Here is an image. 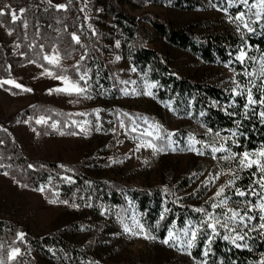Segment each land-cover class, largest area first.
<instances>
[{"label": "trees", "instance_id": "obj_1", "mask_svg": "<svg viewBox=\"0 0 264 264\" xmlns=\"http://www.w3.org/2000/svg\"><path fill=\"white\" fill-rule=\"evenodd\" d=\"M123 1L108 0V11L116 29L112 37L123 42L128 60L145 81L153 84V96L160 104L171 105L177 115L197 118L210 131L196 134L189 128H181L170 134L162 129L153 137L154 141L167 149L170 139L178 145L186 137L192 138L228 173L221 186L228 185L229 181L233 183L225 187L221 197L213 199L218 190L207 194L205 182L187 190L191 184L187 177L174 186L149 188L125 185L110 177L95 178L78 164L29 158L21 144L2 126L0 172L12 174L23 184L43 189L61 201L80 205L88 202L99 210L107 206L126 221L136 217L147 235L158 240H164L171 229L179 234L191 227L196 232L191 254L204 264H264V235L252 225L256 213L242 207L259 204L264 209V172L257 164L251 167L240 164L244 153L264 148V116L261 115L264 103H260L264 100V6L254 10L252 30L245 31L243 38L217 31L198 32L191 25L176 27L153 13L144 16V21L166 42L188 49L206 62L226 63L239 85L235 93L231 87L181 75L173 68L169 56L145 43V28L136 16L126 11ZM156 1L201 5L195 0ZM69 3L73 16L64 20L62 11L53 6H35L32 0H0V10L4 13L0 21L15 36L14 44H8L0 36V77L14 74L18 65L28 61L46 64L45 53L56 44L65 59L73 58V64L63 67L61 72L89 85L94 93L101 87L114 97L120 96L119 86L101 55L97 34L84 19L89 3L85 0H69ZM14 7L24 8L15 20L11 17ZM55 29L60 31L59 36L53 34ZM68 30L77 35L78 42ZM239 46L244 49L242 60L236 56ZM249 93L255 103H249ZM45 111L62 125L69 117L61 110L52 112L51 107ZM132 116L140 124L161 129L158 119L149 114ZM214 148L221 150L213 152ZM237 190L245 195H238ZM221 200L227 204H220ZM214 203L219 206L213 208ZM232 212L238 213L234 219H230ZM209 223L216 225L215 231L208 227ZM13 249L19 250L15 258L10 255ZM32 250L62 264L95 261L88 245L78 247L62 232L35 235L26 225L0 219V264H37Z\"/></svg>", "mask_w": 264, "mask_h": 264}, {"label": "rangeland", "instance_id": "obj_2", "mask_svg": "<svg viewBox=\"0 0 264 264\" xmlns=\"http://www.w3.org/2000/svg\"><path fill=\"white\" fill-rule=\"evenodd\" d=\"M85 1L89 8L84 11V19L97 34L101 55L119 86L120 96L114 97L101 87L94 93L89 85L61 72L63 67L73 64V58L65 59L55 44L44 58L58 56L57 63H50L48 59H45L46 64L28 61L18 65L14 74L0 77V126L8 129L10 137L21 144L29 158L78 164L95 178L110 177L125 185L149 188L174 186L187 177L191 179L187 190H192L219 175L218 179L208 183L207 194L218 190L228 173L196 141L186 137L174 145L170 139L167 149L154 141L162 129L170 134L181 128H189L196 134H208L210 131L197 118L177 115L171 105H162L154 98L153 84L136 72L124 53L123 42L112 37L116 29L108 11V0ZM195 1L201 5L192 7L156 0H124L122 5L145 28V43L169 56L173 68L181 75L231 87L236 93L239 85L234 71L226 63L206 62L188 49L166 42L144 21V16L153 13L173 22L176 27L191 25L198 32L217 31L243 38L244 32L252 28L253 12L259 7L260 0H247V4L243 0H222L220 3L217 0ZM32 4L53 6L62 11L64 20L73 16L69 0H32ZM23 9L12 8L11 17L15 12L18 19ZM241 14L243 20L237 19ZM23 29L26 31V23ZM54 32V35H60L59 30ZM70 34L72 38L75 35ZM0 36L8 44H14L15 36L1 21ZM242 53L244 57V49L239 46L236 56L240 59ZM64 78L83 88L84 92L68 94L56 91L70 87ZM3 81H15L22 87L3 84ZM50 107L52 112L61 110L68 113L65 125L49 117L45 110ZM143 113L157 118L161 129L133 119L132 114ZM262 151L264 148L248 153L249 160L264 164V157L259 156ZM52 200L56 202L50 203ZM242 207L256 213L252 225L264 235L262 206L243 204ZM0 219L26 225L35 235L62 232L74 245H88L95 261L77 264H204L192 256L191 247H188L189 242L193 243L191 234L194 230L191 227L179 234L173 229L169 231L178 237V240H170L173 246L162 243L163 240L146 239L144 227L143 234L133 236L124 232V227L132 228L136 222L142 225L136 217L126 221L107 206L99 210L88 202L80 205L52 198L6 172H0ZM165 239H169V233ZM31 255L37 264H62L44 258L35 250Z\"/></svg>", "mask_w": 264, "mask_h": 264}, {"label": "snow or ice", "instance_id": "obj_3", "mask_svg": "<svg viewBox=\"0 0 264 264\" xmlns=\"http://www.w3.org/2000/svg\"><path fill=\"white\" fill-rule=\"evenodd\" d=\"M243 3L247 4V0H243ZM260 5L264 6V0H260ZM253 7H255V5H253ZM3 14H4L3 12H0V15H3ZM259 15L260 14L257 13V17L258 18H259ZM12 19L13 20L16 19L15 12L12 13ZM237 19L243 20V14H241L239 17H237ZM244 26L246 28H248L247 23H245ZM248 30L251 31L252 29L248 28ZM73 39L77 40V42H78V37H76L75 35L73 36ZM45 59H48L50 63H57L59 57L58 56L57 57H45ZM240 59L241 60L243 59V53L241 54ZM83 78L84 77H81V79H83ZM64 79H65L66 83L70 84V87H66V88H62V89H56V91H63V92H67L68 94H72L73 92L76 93V94H80V93L84 92L83 88H80L76 84L68 82L67 78H64ZM2 83L3 84H13L17 88H21L22 87L21 85L17 84L15 81H3ZM24 91H31V89H24ZM148 95H151V93L149 92ZM255 102L256 101L252 100V98H251V93H249V103H255ZM260 103H264V100L260 101ZM261 115L264 116V113H261ZM40 122L41 121H37V123H40ZM147 134L151 135V133H147ZM193 150H195V149H193ZM220 150L221 149L214 148L212 151L213 152H217V151H220ZM198 154H202V153H198ZM248 156H249L248 153H244L243 157L240 159L241 166L251 167L253 164H257L258 167L260 168V171L264 172V164H260L259 161H257V160H248ZM259 156L264 157V151L260 152ZM227 158H231V157H227ZM218 178H219V175L215 176L214 178H210L209 180L205 181V184L207 185L208 183H212L214 181V179H218ZM232 183H233V181H229L228 185L221 186L218 189V191L215 193V197H213V199L221 197L222 194L225 192V187L230 186ZM41 191H43V189H41ZM237 193L240 196L245 195L244 192H241L239 190H237ZM55 202H56L55 200L50 201V203H55ZM223 203H225V200H221L220 201V204H223ZM218 206L219 205H217L215 203L212 205L213 208L218 207ZM196 211H203V209H196ZM237 215H238V213L232 212V217H230V219H234ZM209 217L211 218V214H209ZM222 226L226 227V224L222 225ZM208 227L211 228L213 231H215V229H216V225L212 224V223H209ZM262 227H264V225H262ZM137 229H138V231H137ZM124 232L129 233L130 235L136 236V235L143 234L144 233V229H143L142 225H140L138 222H136L134 224V227H132V228H130L127 225H125ZM191 235H192V239L194 240L195 237H196V232L193 231ZM145 238L146 239H155V237H150V236H148L146 234H145ZM237 238L238 239H242V237H237ZM170 240H173V241L178 240V237L174 236V234L172 232H169V239H165V240H163L161 242L164 243V244H168L169 246H173V244H170ZM188 247H192V243L191 242L188 243ZM18 252H19L18 249H13L12 258H15V256L18 254Z\"/></svg>", "mask_w": 264, "mask_h": 264}]
</instances>
